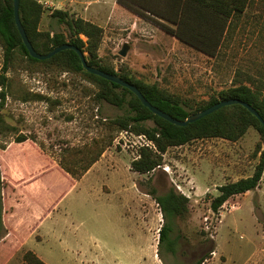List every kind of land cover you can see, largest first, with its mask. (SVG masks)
<instances>
[{
    "label": "rangeland",
    "instance_id": "374dc122",
    "mask_svg": "<svg viewBox=\"0 0 264 264\" xmlns=\"http://www.w3.org/2000/svg\"><path fill=\"white\" fill-rule=\"evenodd\" d=\"M39 2L44 8L41 30L64 29L51 18L54 9L69 6V13L76 16L79 12L70 11L71 0ZM124 14L116 13L114 20L99 17L104 30L98 51L102 62L115 70L127 68L132 76L192 102L205 101L237 83L238 70L255 76L264 70V0H253L239 23L234 18L213 57L128 9ZM124 43L129 50L121 56L118 51ZM1 62L0 47V66ZM8 76L14 87L3 114L14 129L0 134V147L25 135L40 151L60 159L97 142L103 158L82 182L56 169L40 177L51 197L45 203V191L35 195L40 197L39 211L59 213L58 228L63 227L38 241L40 249L24 247L30 235L40 240V234H19L17 247L0 249V264H27L23 262L27 251L48 264H195L204 256L200 264H264V173L256 189L231 196L216 213L210 209L219 186L253 173L261 143L254 128L237 141L208 138L170 147L162 154L160 166L139 173L130 163L147 147H141L133 136L138 133L123 134L109 124L127 109L97 100L94 82L53 65L30 68L18 60ZM20 92L39 94L49 101L24 102L16 97ZM147 149L157 151L156 146ZM21 156L29 167L42 160L29 151ZM84 163L78 162V167ZM169 188L188 198V213L176 221L175 252L162 248L160 258L158 231L163 217L149 192L154 189L163 194Z\"/></svg>",
    "mask_w": 264,
    "mask_h": 264
},
{
    "label": "trees",
    "instance_id": "16d2710c",
    "mask_svg": "<svg viewBox=\"0 0 264 264\" xmlns=\"http://www.w3.org/2000/svg\"><path fill=\"white\" fill-rule=\"evenodd\" d=\"M124 8L139 17L148 19L158 25L164 32L177 40L197 49L203 54L213 57L217 54L223 40L233 26L234 18L238 23L246 15L253 0H116ZM44 13L43 5L38 0H19V17L25 33L33 48L41 54H47L53 48L70 43L77 46L85 54L90 66L99 68L110 74H117L122 79L134 84L154 106L167 112L171 116L184 120L190 114L231 98L240 99L252 105L264 119V70L259 76L238 70V82L219 90L215 95L201 102H192L161 88L156 83L146 82L132 76L127 68L115 70L112 65L103 63L99 56V48L103 39V27L75 16L68 11L54 9L51 18L63 25L62 30H41L40 21ZM0 47L2 62L0 66V134L13 130L14 127L5 122L3 109L6 98L12 95L14 87L8 72L14 62L30 68L40 66H56L62 70L78 73L97 85L95 98L104 100L118 108H126L123 116L109 120L111 126L119 130H131L138 134H145L156 146L157 151L142 149L140 157L131 161L130 167L139 173H150L162 164V154L168 148L188 144L198 139L223 138L237 141L249 128H254L260 135L256 153L259 160L250 176L239 178L236 181L219 186V193L212 198L210 209L217 212L220 206L231 196L243 194L256 189L264 172V126L252 113L240 104H231L220 107L202 118L178 126L153 114L127 88L106 80L98 75L87 72L74 50L64 49L43 60L33 58L22 42L21 35L14 20V0H0ZM16 96L21 101H49V98L35 94L20 92ZM151 121L152 125H146ZM28 138L25 135L16 136V142ZM263 145V147H262ZM102 154L97 142L87 150H72L70 154L60 158L61 169L77 179L83 175ZM85 163L78 167V162ZM69 177V176H68ZM8 179L0 167V192L9 185ZM158 204L163 217V223L158 231V255L161 258V249L175 252V239L172 237L176 221L188 213V198L169 188L163 194H157L152 189L149 192ZM34 224L27 227L9 226L12 233L1 242L0 249H12L18 246L21 240L19 234L30 233ZM213 251V248L209 250ZM206 256L201 257L195 264H200ZM27 264H46L32 251L23 255Z\"/></svg>",
    "mask_w": 264,
    "mask_h": 264
},
{
    "label": "crops",
    "instance_id": "0c3cea01",
    "mask_svg": "<svg viewBox=\"0 0 264 264\" xmlns=\"http://www.w3.org/2000/svg\"><path fill=\"white\" fill-rule=\"evenodd\" d=\"M71 1L72 6L70 7L72 10L70 9V11H74L75 9L78 10L79 12L76 16L90 20L101 27L102 23L98 21L100 20V16H106L108 19L110 18L113 20L116 13L122 14L123 17L125 16L124 9L126 8L119 5L116 0ZM67 9H69V6L62 10L67 11ZM126 16L130 17L128 15ZM26 151L42 159L39 162L41 164L38 163V165L36 163L33 164L32 167L27 166L25 159H22L21 156ZM102 158L100 157L94 162L90 168L76 180L80 182L84 181L93 169L101 163ZM59 162V158L55 159L45 154L40 151L35 143H31L29 140L22 142L9 141L5 147H0V167L10 183L7 187H3L0 192V242L5 240L12 233L9 226L22 225L23 227H27L29 224H34L35 227L30 233L40 234L41 239L37 240L35 236L30 235L24 247L40 249L36 245L38 241H42L48 234H55L62 229L63 226L58 228L60 226L59 221L61 215L57 212H40V197L38 198L35 196H41V191H45V203L51 197L49 187L40 180L42 175L48 173L52 169H56L67 176V173L61 169ZM22 163L26 167L20 168V166L23 167ZM23 262L25 263V261ZM8 264H19V262L15 263L11 261Z\"/></svg>",
    "mask_w": 264,
    "mask_h": 264
},
{
    "label": "water",
    "instance_id": "95a60500",
    "mask_svg": "<svg viewBox=\"0 0 264 264\" xmlns=\"http://www.w3.org/2000/svg\"><path fill=\"white\" fill-rule=\"evenodd\" d=\"M14 20H15V24L17 26V29L21 35V39L23 44L25 45L26 49L28 50V53L31 57L39 59V60H43V59H47L49 57H51L53 54L64 50V49H71L74 50L80 61L81 64L83 66V68L87 71L90 72L92 74L98 75L106 80H109L111 82L117 83L120 86H123L127 89H129L142 103L143 106L147 107L153 114L158 115L159 117L167 120L168 122L178 125V126H185L188 123H191L193 121H196L200 118H202L203 116L212 113L213 111L219 109L222 106L225 105H231V104H240L243 107H245L250 113H252L256 118H258V120L263 124L264 126V119L260 116V114L258 113V111L249 103L242 101L240 99H236V98H231L228 100H221L207 108H205L204 110L201 111H197L194 112L192 114H190L187 118H185L184 120H179L173 116H171L170 114H168L167 112L162 111L161 109L157 108L156 106L152 105L146 98L145 96L142 94V92L132 83L122 79L119 75L117 74H110L108 72H105L99 68L93 67L88 65L87 61L88 59L86 58L85 54L82 52L81 49H79L77 46L72 45L70 43H65L62 45H59L55 48H53L50 52H48L47 54H41L38 53L32 46L31 42L29 41L25 30L21 24L20 21V17H19V0H14ZM129 50V46L128 44L124 43L121 47V49L118 51L119 55L121 56H125L127 51Z\"/></svg>",
    "mask_w": 264,
    "mask_h": 264
},
{
    "label": "built area",
    "instance_id": "2783aa9c",
    "mask_svg": "<svg viewBox=\"0 0 264 264\" xmlns=\"http://www.w3.org/2000/svg\"><path fill=\"white\" fill-rule=\"evenodd\" d=\"M123 134H130V135H133L131 132H129V130H122ZM134 137H136L139 145L141 147H147V148H154L155 149V144L153 143L152 140H150L145 134H138V135H133ZM264 173V172H263ZM227 202L225 201L221 206H225Z\"/></svg>",
    "mask_w": 264,
    "mask_h": 264
}]
</instances>
